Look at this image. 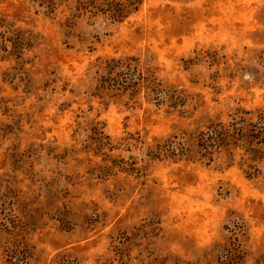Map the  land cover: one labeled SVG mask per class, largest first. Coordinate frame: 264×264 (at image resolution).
Listing matches in <instances>:
<instances>
[{
  "label": "rangeland",
  "instance_id": "1",
  "mask_svg": "<svg viewBox=\"0 0 264 264\" xmlns=\"http://www.w3.org/2000/svg\"><path fill=\"white\" fill-rule=\"evenodd\" d=\"M112 1L0 0V264H264V157L157 152L264 125V0Z\"/></svg>",
  "mask_w": 264,
  "mask_h": 264
},
{
  "label": "trees",
  "instance_id": "2",
  "mask_svg": "<svg viewBox=\"0 0 264 264\" xmlns=\"http://www.w3.org/2000/svg\"><path fill=\"white\" fill-rule=\"evenodd\" d=\"M128 1L129 5H122L119 2H114V9L111 11L112 18H120L122 12L133 3H130L132 0ZM113 5V4H112ZM257 122L252 123L248 121L246 123V130L243 131V128L240 129L237 127V121L233 120L229 125H224L221 123H212L206 127L205 131H198L193 134H190L186 142L181 141H166L165 146H161L158 154L165 153L171 156H185L193 158L198 156L199 158L210 161V154L214 151L218 152V149L224 148L228 153H230V146L236 141L242 140L246 145V153L251 157H247V160L251 163L247 165L248 171L246 174L248 177H255L259 174V170L253 165L256 160H259L262 156L264 157V149L261 146H264V125L262 124L263 115H257ZM243 122V119L240 120ZM245 123V120H244ZM243 123V124H244ZM242 131V133H241ZM242 138V139H241ZM8 264H16L13 261L8 259ZM18 264V263H17ZM53 264H79L77 259L70 254H57L53 259Z\"/></svg>",
  "mask_w": 264,
  "mask_h": 264
}]
</instances>
